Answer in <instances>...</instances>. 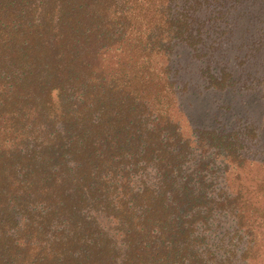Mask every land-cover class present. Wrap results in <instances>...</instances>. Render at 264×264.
I'll list each match as a JSON object with an SVG mask.
<instances>
[{"label":"trees","instance_id":"trees-1","mask_svg":"<svg viewBox=\"0 0 264 264\" xmlns=\"http://www.w3.org/2000/svg\"><path fill=\"white\" fill-rule=\"evenodd\" d=\"M227 1L0 0V264H248L206 233L244 212L192 166L212 141L237 149L179 119L181 49L206 47Z\"/></svg>","mask_w":264,"mask_h":264},{"label":"rangeland","instance_id":"rangeland-1","mask_svg":"<svg viewBox=\"0 0 264 264\" xmlns=\"http://www.w3.org/2000/svg\"><path fill=\"white\" fill-rule=\"evenodd\" d=\"M212 11L225 15L206 25V47L181 49L187 66L181 80H189L191 87L181 94L179 119L184 132L193 128L197 139L208 133L237 149L239 159L229 165L223 154L227 157L230 148L213 141L204 158L200 151L195 154V176H205L211 200L233 204L236 199L244 212L239 227L228 205L214 215L206 233L213 239L238 238L237 250L249 254L248 264H264V0H229ZM210 65L213 71H203ZM221 70L231 80L229 87L217 90L207 78L222 76ZM200 161L210 164L206 173L198 171Z\"/></svg>","mask_w":264,"mask_h":264}]
</instances>
